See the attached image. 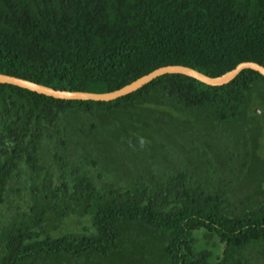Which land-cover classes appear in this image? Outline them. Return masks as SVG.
<instances>
[{"label":"trees","instance_id":"16d2710c","mask_svg":"<svg viewBox=\"0 0 264 264\" xmlns=\"http://www.w3.org/2000/svg\"><path fill=\"white\" fill-rule=\"evenodd\" d=\"M245 62L264 67V0H0V74L55 90L109 93L165 66L216 78ZM257 108L264 77L250 69L220 87L167 74L110 102L0 84V264H264ZM182 116L203 140L205 126L240 128L236 152L221 140L228 172L208 151L202 166L181 160L165 139Z\"/></svg>","mask_w":264,"mask_h":264},{"label":"rangeland","instance_id":"374dc122","mask_svg":"<svg viewBox=\"0 0 264 264\" xmlns=\"http://www.w3.org/2000/svg\"><path fill=\"white\" fill-rule=\"evenodd\" d=\"M255 109V108H254ZM259 113H257V117H253L252 114H248L249 118L253 119V122L259 124L264 127V113L259 109ZM189 117L182 116L180 122H176L172 127L173 129V139L167 138L165 139L169 144H172V148L174 151L178 152L181 156V160L184 163L191 165V169L193 167L202 166V153L203 151H208L210 157L212 158L216 170L218 173H226L229 171L228 168V157L226 155V144L225 141L222 143L221 140H224V134L231 138L230 149L233 152H236L241 145V131L237 125H228L225 128L217 129V132L210 133L209 127H203L202 132L208 134L205 139H200L197 137L195 132L190 131V125L187 123L186 119ZM241 127V124H239ZM168 137V136H167ZM193 141L197 142V145L192 144ZM264 143V141H263ZM199 145V146H198ZM172 167L176 165L174 163L171 164ZM259 165L255 161L250 165L245 174L241 175L240 178L236 179V183L234 187L237 190L248 191L250 186L253 184V180L256 178L255 176L258 174ZM68 225L71 227H78L76 223L68 222ZM81 227V226H79Z\"/></svg>","mask_w":264,"mask_h":264},{"label":"water","instance_id":"95a60500","mask_svg":"<svg viewBox=\"0 0 264 264\" xmlns=\"http://www.w3.org/2000/svg\"><path fill=\"white\" fill-rule=\"evenodd\" d=\"M245 69L254 70L264 77V67L262 65L254 62H245L239 64L234 70L216 78H211L207 75L200 73L199 71H196L195 69L185 66H165L141 77L140 79L119 90L103 94L55 90L25 79L4 74H0V84H9L17 86L32 92H36L41 95L60 100L110 102L125 97L131 93H134L149 82L153 81L154 79L167 74H181L198 80L205 85L212 87H220L229 84ZM256 113H259V111L256 110Z\"/></svg>","mask_w":264,"mask_h":264}]
</instances>
